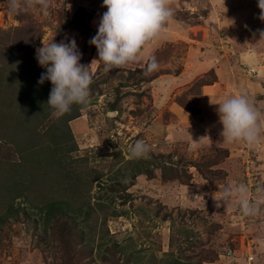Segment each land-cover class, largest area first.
I'll list each match as a JSON object with an SVG mask.
<instances>
[{
	"label": "rangeland",
	"instance_id": "374dc122",
	"mask_svg": "<svg viewBox=\"0 0 264 264\" xmlns=\"http://www.w3.org/2000/svg\"><path fill=\"white\" fill-rule=\"evenodd\" d=\"M102 3L51 0L47 16L31 10L21 12V20L9 10L8 0H0V76L4 74L0 111L11 112L12 120L23 112L16 104L17 99L25 101L27 85L18 79L14 88L11 80L15 82V64L26 60L24 52L34 66L33 75L40 76L46 68L39 65L36 49L43 42L69 43L74 38L82 52L80 62L89 65L93 74L90 103L75 119L67 121L68 113L57 119L51 112L38 127L48 130L46 144L57 152L56 138L61 140L59 134L64 131L55 124L62 130L69 124L72 148H65L68 161L79 160L75 176L85 184L94 179L88 185L93 202L104 203L102 210L116 212L106 225L102 224L103 211L89 217L86 212H74L83 222L80 229L87 236L83 241L64 235L76 231V225L43 221L39 210L22 203L23 198L14 202L23 209L27 206L30 216L21 221H14L7 203H0L4 205L0 206V264H109L102 256L114 242L122 252L134 253L128 264H264V204L257 215L244 216L237 200L216 207L214 199L228 182L245 184L250 199L264 195V142L254 148L244 142H223V125L203 115L211 111L215 116L216 104L199 96L202 87L225 83L228 65L221 63L236 60L237 50L228 47H236L234 39L243 30V50H254L250 64L243 66V82L258 83L257 95L264 98V39L259 35L264 21L258 18V0H173L171 23L144 47L141 62L111 71L104 70L96 46L88 43L107 11ZM25 37L30 41L22 53L8 47ZM152 56L159 68L147 72ZM41 86L52 88L51 81ZM226 93L229 96L233 91L228 87ZM116 98L119 101L113 109ZM7 132L8 128L0 130V177L4 171H16L13 165L22 159L19 148H23L17 144L29 129ZM140 139L149 145V156L131 158L129 149ZM27 154L29 158L34 153ZM161 163L171 167L167 179L156 168ZM27 167L37 168L29 162ZM146 167L153 169L152 176L144 171L132 176ZM17 170L23 172L21 166ZM114 182L125 184L126 189L110 190ZM106 255L111 257V252Z\"/></svg>",
	"mask_w": 264,
	"mask_h": 264
},
{
	"label": "clouds",
	"instance_id": "9594fccd",
	"mask_svg": "<svg viewBox=\"0 0 264 264\" xmlns=\"http://www.w3.org/2000/svg\"><path fill=\"white\" fill-rule=\"evenodd\" d=\"M173 0H103L101 7H106L99 19L96 34L88 41L95 45L99 61L105 71L126 68L143 59L141 52L153 39L157 38L166 24L171 23L174 15L171 8ZM51 0H8L9 10L19 14L39 10L45 16L49 14ZM260 13L258 18L264 21V0H258ZM260 39H264V30H259ZM39 65L46 68L38 80L39 84L51 81L52 88L47 104L52 109V116L59 119L69 113L73 105L87 106L90 103V86L93 74L89 65L80 61L82 52L76 40L69 43H44L36 49ZM97 61L94 59L93 62ZM159 64L154 56L148 58L147 72L158 70ZM210 104L216 109L219 121L223 125V142H244L254 148L264 142L261 134L260 114L243 95H233L216 101L210 96ZM149 145L142 139L137 140L129 149L131 158H148ZM220 195L214 194L216 207L228 205L233 200L239 203L244 216H255L259 206L264 204V195L250 199L249 189L245 184L226 183L219 189Z\"/></svg>",
	"mask_w": 264,
	"mask_h": 264
},
{
	"label": "trees",
	"instance_id": "16d2710c",
	"mask_svg": "<svg viewBox=\"0 0 264 264\" xmlns=\"http://www.w3.org/2000/svg\"><path fill=\"white\" fill-rule=\"evenodd\" d=\"M23 15L24 14L22 13L18 14V19L23 20ZM64 25L66 26V22ZM29 41L30 37H25L24 41H21L20 39L14 40L13 44H10L8 47H17L19 50L18 52L22 53L24 46L27 45ZM24 54L27 55V57L29 55L28 52H24ZM27 57V61L20 60L18 64H15L14 70L16 77L13 76L15 82L11 80V86L14 88L20 83L21 79L24 80L27 85L26 88L23 89L28 90L22 98L25 101L21 102L17 99L18 103L16 104L21 106V109L23 108V112L20 116H17L12 120L11 116H9L11 112L7 113L3 110L0 111V130H6V128H8L7 133L19 134L18 131L24 132L27 128L29 129V134H26L25 139L19 142L21 144H17L23 146V148H19L22 159H20L17 164L13 165V168L15 167L16 171H4L2 172V177H0V203H7V211L11 213L14 221H21L22 217L29 218L30 216L28 209H26L27 206L24 205L23 207H25V209H23L16 206L14 202L18 198H23L22 203H30V206L39 210L40 215L43 217V221L50 222L52 219H56L62 220L64 225L66 222L71 225H76V231H65L64 235L78 236L80 240L83 239V241H86L87 236L85 235V231L80 229V227H82L80 222L82 221L77 220L78 218L75 216L74 212L79 214L86 212L89 217L92 212L98 213V211H103L105 212L102 221V224L104 225L107 224L110 216L116 215V212L114 210H111L112 212L110 210H102L103 206H105L104 203L93 202V196L91 195L90 186L88 185H90V182H93L94 179L85 184L80 181L79 176H75L77 170L80 168L79 160L73 158L68 161V156L66 155L67 150L65 148L66 146L69 148V138L72 135L69 124L65 126L66 128H64V130H62L61 125H58L59 123L55 124L58 130L64 131L59 134L61 140L56 138V143L59 146L57 152H54L52 150L53 148L46 144L47 139L44 134H48L49 132L47 129L43 132L39 127L41 124H44V120L52 112V109L47 104L51 90H49L50 88L48 89V87H45L44 89L42 86L40 87L41 84L38 83L40 76L33 75L34 66L30 64ZM3 76L4 74L0 76V81L3 79ZM18 79L20 80L19 82L17 81ZM42 85H45V82ZM118 101L119 98H116V100L111 103L113 109ZM83 107L84 106L81 105H78L77 108L72 106L71 111L68 113L70 116L67 118V121L77 118L79 116L78 113ZM37 118L39 120H36ZM33 121L37 122V124ZM50 130L52 129H49V131ZM71 148L72 147L69 149ZM28 152L29 156L31 153L34 154H32L31 157L26 158L28 157ZM28 162L37 168L34 170L28 169ZM18 166H21L23 170L22 173L17 170ZM23 166H25V170L23 169ZM141 166L143 165L141 164ZM156 168L161 169L163 177L167 179L166 172L168 171V168L171 167L165 163H161L157 164ZM143 171L150 176L154 174L153 169L146 167V169H138V172H135L132 176L136 177L138 173H142ZM175 171L177 170L173 169L172 172ZM124 185L125 184L121 182H114L109 185L108 188L113 191L124 190L126 189ZM75 195L77 197H75ZM106 230L108 231V229ZM122 251L125 250L120 249L117 242H114L113 247H109L107 251H105L102 259H104V261H109V264H128L133 260L134 253ZM108 252H111V257L106 255ZM118 253H121L120 255L123 256H118Z\"/></svg>",
	"mask_w": 264,
	"mask_h": 264
},
{
	"label": "crops",
	"instance_id": "0c3cea01",
	"mask_svg": "<svg viewBox=\"0 0 264 264\" xmlns=\"http://www.w3.org/2000/svg\"><path fill=\"white\" fill-rule=\"evenodd\" d=\"M214 1L216 2L218 0H214ZM234 42H235L234 45L236 47L232 48L231 45L230 46L228 45L229 46L228 50H232V49L237 50V53L235 54L236 60H234L233 62H222L221 63L224 66L228 65L226 72L223 74V76L225 77L224 79L225 83L223 85L218 84V83L208 84L205 87H202V95H199V96L203 97V99L206 101L210 100V96L216 101L227 99L233 95L245 96L248 99L249 103L260 114V124H261V129H263L264 128V98H260L257 95L258 91H260V86H258L257 85L258 83L256 84V82L252 80H250L249 83L243 82V79H244L243 78V66H245L247 62L250 64L251 62L250 56L254 54V50L252 49V52L248 51L247 49L243 50V30L240 31L239 35L234 39ZM216 56L223 57V54L217 53ZM261 59L262 60L264 59V54H261ZM228 87L230 91L231 90L233 91V94H230L229 96H227L228 93H226V89ZM205 94H207V96H204ZM214 107L218 108L216 105H214ZM184 110H185L184 113H186L187 110L185 108ZM212 114L213 113L211 111H206L205 113H203L205 118L207 117L209 120L213 122H218L220 124L218 113L216 112L215 116H213ZM195 121H196V116L195 118H193V121H191V123L193 124ZM195 129L196 128L192 130L194 131Z\"/></svg>",
	"mask_w": 264,
	"mask_h": 264
},
{
	"label": "built area",
	"instance_id": "2783aa9c",
	"mask_svg": "<svg viewBox=\"0 0 264 264\" xmlns=\"http://www.w3.org/2000/svg\"><path fill=\"white\" fill-rule=\"evenodd\" d=\"M250 261H252V257H250Z\"/></svg>",
	"mask_w": 264,
	"mask_h": 264
}]
</instances>
